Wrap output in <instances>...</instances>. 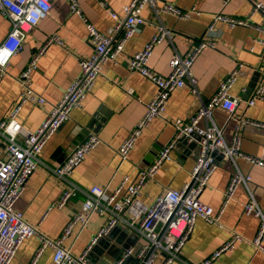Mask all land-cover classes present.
<instances>
[{
    "label": "crops",
    "instance_id": "0c3cea01",
    "mask_svg": "<svg viewBox=\"0 0 264 264\" xmlns=\"http://www.w3.org/2000/svg\"><path fill=\"white\" fill-rule=\"evenodd\" d=\"M77 1L82 17L70 13L67 0H52L47 16L26 32L21 49L11 57L5 74L0 78V121L8 116L18 100L21 86L17 79L26 64L34 53L43 48L49 37L57 36L61 44L46 45L30 77L31 90L41 96L45 104L27 101L17 108L16 121L27 130H37L46 119L50 106L60 101L67 88L79 77L80 60L92 55L93 46L86 34V22L96 30L106 32L115 25L110 14L123 19V7L128 3V0ZM251 1L264 3V0H158L159 4H170L180 11L192 9L200 14L192 13L187 20L177 18L170 11H155L148 6L142 10L143 22L133 27V36L125 43L122 54L116 62L104 64L103 74L95 80L92 92L83 99L82 108L73 110L70 118L45 143L39 157L40 164L27 178L14 206L37 234L22 242L10 264H29L39 244L38 234L48 238H57L62 234L84 199L77 194L65 206L57 208L63 191L74 186L83 191L96 186L106 187L107 193H110L125 178L133 182L138 169L153 164L159 150L171 141L175 128L173 121L180 119L185 123L238 65L243 67L229 90L231 97L239 99L234 117L264 123V17L259 13L252 16L249 26L230 27L226 23H215L213 46H206L191 67L196 79V92H192L188 86L172 91L164 104L163 116L152 118L140 130L127 159L119 160L117 155L122 141L136 128L146 112L147 104L158 90L141 74L128 70L130 56L144 47L158 26H163L170 32V40L152 47L148 67L162 76L168 75L170 60L175 54L184 55L189 48L208 37L210 32L207 26L211 16L220 14L245 19L251 13ZM9 30L10 21L0 16V43ZM115 34L116 39L119 33ZM255 72L259 73L256 87L245 99L248 83ZM258 87H262L263 97L249 106L247 100ZM211 120L221 129L222 138L229 144L237 120L228 119L227 111L220 108L211 111ZM205 124L206 121L200 122L201 126ZM88 132L97 135L101 144L71 171L66 182L57 179L50 168L62 163ZM238 136L242 155L264 161V129L247 125L239 130ZM4 148V139L0 135V153ZM193 151L175 146L169 153V160L157 168L154 178L141 189L139 198L145 205H151L164 190L179 189L189 180V173L196 161ZM235 169L244 175L250 174L253 197L258 207L264 209V167L240 157L235 158V165L222 157L218 159V168L203 190L201 202L218 211L230 173ZM247 201L248 192L238 187L224 207L218 224L197 219L192 234L182 247L180 256L183 261L199 264L235 232L242 240L234 244L233 250L221 254L211 264H264V254L248 242L258 230V220L244 213L243 206ZM104 224L105 218L94 214L80 234L78 231L76 233V227L73 228L64 247L74 255L82 254ZM106 239L107 244L96 242L89 249L87 258L91 264H108L110 246L121 248L128 241V235L116 230ZM112 252L118 254V251ZM35 264H55L51 249L44 250Z\"/></svg>",
    "mask_w": 264,
    "mask_h": 264
},
{
    "label": "built area",
    "instance_id": "2783aa9c",
    "mask_svg": "<svg viewBox=\"0 0 264 264\" xmlns=\"http://www.w3.org/2000/svg\"><path fill=\"white\" fill-rule=\"evenodd\" d=\"M51 2L52 0H0V16L10 21V30L0 43V78L5 74L11 57L21 49L26 32L36 27L47 16ZM67 2L70 13L82 17L78 1L67 0ZM147 6L155 11H170L177 18L185 20L195 13L192 9L180 11L170 4H159L158 0H128L123 7L125 17L121 19L116 14H110L115 25L106 32L96 30L83 18L86 22V34L93 46L92 55L80 60L79 77L67 88L60 101L50 106L46 119L35 131L25 129L16 121L17 108L27 101L39 105L45 104L43 98L31 90L30 77L46 45L61 44L57 36H51L46 40L43 48L34 53L17 79L21 86V93L8 116L0 121V135L5 145L4 151L0 153V264H10L22 242L37 234L35 228L25 222L22 213L14 206L27 178L40 164L39 157L45 143L70 118L73 110L82 108L83 99L92 92L95 80L103 74L104 64L116 62L117 57L122 54L125 43L133 36V27L143 22L141 12ZM250 12L245 19H235L220 14L211 16L207 26L210 32L207 34L208 37L193 45L184 55L175 54L170 60L171 70L168 75L162 76L148 67L152 47L157 43L170 40V32L163 26H158L144 47L130 56L127 62L128 70L131 73L141 74L158 90L147 104L146 112L136 128L122 141L117 152L119 160L127 159L128 151L135 143L140 130L148 124L147 122L156 116H163L164 104L172 91L188 86L192 92H196V79L191 67L206 46H213L212 30L215 23H226L230 27L249 26L253 15L260 13L264 17V3L251 1ZM116 32L119 36L115 39ZM242 67L238 65L231 71L219 84L217 90L207 101L202 102L196 113L185 123L180 119L173 121L175 128L171 141L159 150L153 164L138 169L133 182L125 178L120 186L110 193H107L106 187L96 186L84 191L74 186L63 191L56 207L65 206L73 196L80 194L84 198L80 208L74 213L59 237L48 238L46 235H37L39 244L29 264H35L46 249H51L53 252L55 264H91L87 258L89 249L106 237L115 226H124L134 232L137 241L124 249L116 259L109 260L108 264H125L129 258H133L137 264L176 262L187 264L180 253L193 232L196 220L201 219L208 224H218L224 207L238 187L248 192V201L243 206L244 213L251 214L258 220V230L248 242L264 254V209L258 207L253 197L250 189V174L244 175L237 169L230 173L223 192L222 206L218 211H213L200 200L203 190L208 186L212 174L218 168L217 155L234 165L235 158L240 157L251 164L264 167V161L261 159L244 156L240 152L238 135L241 128L248 125L264 129V123L261 124L246 117H234L239 99L231 97L229 90ZM262 97V87H258L247 100L248 105L253 106L255 101L261 100ZM215 108L227 111L228 119L233 118L238 122L229 144H226L222 138L221 129L211 120V111ZM202 120L207 124L201 126ZM183 138L188 142L195 141L197 144L196 161L189 173V180L179 189L164 190L151 205H145L139 198L141 189L154 178L157 168L169 160V153ZM100 144L97 135L88 132L81 144L77 145L62 163L50 168V171L57 179L66 182L71 171ZM94 214L104 217L105 224L96 231L85 252L74 255L69 248L64 247V242L72 234L74 227H76V233L83 230ZM241 240L238 234L232 232L220 248L199 264H211L221 254L233 250L234 244Z\"/></svg>",
    "mask_w": 264,
    "mask_h": 264
},
{
    "label": "water",
    "instance_id": "95a60500",
    "mask_svg": "<svg viewBox=\"0 0 264 264\" xmlns=\"http://www.w3.org/2000/svg\"><path fill=\"white\" fill-rule=\"evenodd\" d=\"M259 78V73L258 72H255L253 73L251 79H250V82L248 83V87L246 89V98L250 95V93L254 90V88L256 87V82ZM176 146L180 147V148H187V150H194L193 151V155H194V158L196 157L197 155V144L195 141H191V142H188V140H186L185 138L183 139H180ZM218 159L221 158L220 155H217L216 156ZM116 230H122V232H124V234L128 235V241H126L124 244H122V246H120L121 248H118V249H115L113 245L110 246L109 250H108V255L111 257L110 260H113V259H116L123 251L124 249H126L127 247L129 246H132L136 243L137 241V236L135 235L134 232L132 231H129V229H127L126 227L124 226H115L114 228H112L109 232V234L107 236L111 237L112 234L114 233V231ZM105 242L106 244L108 243L106 237H103L102 239H100L98 241V244L100 245H103ZM96 248V247H95ZM118 251V254L117 255H114L112 251ZM125 264H137V262L133 259V258H129L126 260V263Z\"/></svg>",
    "mask_w": 264,
    "mask_h": 264
}]
</instances>
